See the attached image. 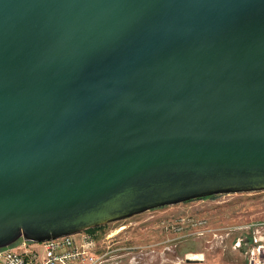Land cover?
I'll return each mask as SVG.
<instances>
[{
    "label": "water",
    "instance_id": "obj_1",
    "mask_svg": "<svg viewBox=\"0 0 264 264\" xmlns=\"http://www.w3.org/2000/svg\"><path fill=\"white\" fill-rule=\"evenodd\" d=\"M264 189V0H0V247Z\"/></svg>",
    "mask_w": 264,
    "mask_h": 264
},
{
    "label": "rangeland",
    "instance_id": "obj_2",
    "mask_svg": "<svg viewBox=\"0 0 264 264\" xmlns=\"http://www.w3.org/2000/svg\"><path fill=\"white\" fill-rule=\"evenodd\" d=\"M181 215L193 219H205V227H199L204 232L182 235L174 230L171 224L177 222ZM162 219L170 223L168 228L163 227ZM260 221L262 224L259 233L264 238V189L216 193L153 207L124 219L107 222L89 231L102 237L119 227L124 228L120 229V233L124 232L122 238L126 237L127 243L124 238L125 242L122 244L131 246L135 243L137 245L134 247L135 250H142L140 257L134 260L136 264H183L188 253L183 252L185 250L203 249L207 258L211 260L216 258L217 255L214 253L218 250L225 251L230 248L234 238L240 237L241 243H244L245 239H249L250 244L253 243L256 224ZM185 226L190 230L195 229L191 220H186ZM116 235L112 234L113 237ZM221 236L223 241L218 240ZM20 239L18 238L14 243ZM194 239L197 241L193 242ZM236 250L239 252L242 264H245V248L237 246ZM218 258L220 261H227L224 252ZM120 264H130V262L125 258Z\"/></svg>",
    "mask_w": 264,
    "mask_h": 264
},
{
    "label": "built area",
    "instance_id": "obj_3",
    "mask_svg": "<svg viewBox=\"0 0 264 264\" xmlns=\"http://www.w3.org/2000/svg\"><path fill=\"white\" fill-rule=\"evenodd\" d=\"M186 220H191L195 229L185 226ZM205 219H193L181 215L172 228L182 235L203 233L199 229L204 226ZM163 227L168 228L170 223L161 220ZM262 222H257L253 243L245 248V264H264V238L259 233ZM108 232L98 237L88 229L63 234L41 241H30L21 238L17 243L0 247V264H104L109 255L116 251L133 250L132 246H125ZM258 233V235H256ZM241 244V241L238 242ZM190 258V255H187Z\"/></svg>",
    "mask_w": 264,
    "mask_h": 264
},
{
    "label": "crops",
    "instance_id": "obj_4",
    "mask_svg": "<svg viewBox=\"0 0 264 264\" xmlns=\"http://www.w3.org/2000/svg\"><path fill=\"white\" fill-rule=\"evenodd\" d=\"M120 229L121 228H117L116 231H113L114 234H117L116 236H114V238H116L118 240L120 239L119 241L121 243L125 242V241L127 243L126 237H124V238H126V240L123 241L124 238H122V236L124 235V232H122V234H121ZM122 229H124V228H122ZM218 240L223 241V236H221V238ZM129 241H132V240L129 239ZM194 241H197V239H194L193 242ZM239 241H241L240 237L237 239L234 238L232 240V244H231L230 248L226 249L225 251L218 250L217 253H214L215 255L220 257L221 254L224 252V255H226V257H227V261H220V259L217 256H215L216 258L209 260L206 256V252L203 249L194 248L192 250L183 251L185 253L188 252L187 255H190V258H188L186 256L187 259L184 261L183 264H242V260L239 259V252H238V250H236V247L240 246V244L238 243ZM225 244H227L226 240H225ZM131 246L133 247V250L113 252L112 254L109 255L108 259L104 261V264H120V262L125 261V258H127V260H129L130 264H136V263H134V260L137 257H140V253L142 250H140V251L135 250L134 247L135 246L137 247V245L135 243H134V245H131ZM196 254L197 255L200 254V256L197 257V256H195ZM245 263H246V261H245Z\"/></svg>",
    "mask_w": 264,
    "mask_h": 264
},
{
    "label": "flooded vegetation",
    "instance_id": "obj_5",
    "mask_svg": "<svg viewBox=\"0 0 264 264\" xmlns=\"http://www.w3.org/2000/svg\"><path fill=\"white\" fill-rule=\"evenodd\" d=\"M248 244H249V239H245L244 243H241L240 246L242 248H246Z\"/></svg>",
    "mask_w": 264,
    "mask_h": 264
},
{
    "label": "trees",
    "instance_id": "obj_6",
    "mask_svg": "<svg viewBox=\"0 0 264 264\" xmlns=\"http://www.w3.org/2000/svg\"><path fill=\"white\" fill-rule=\"evenodd\" d=\"M212 195H214V194H212ZM102 225H103V224L98 225V226H94V227H90V228H88V230H89V229H92V228H97V227L102 226Z\"/></svg>",
    "mask_w": 264,
    "mask_h": 264
},
{
    "label": "bare ground",
    "instance_id": "obj_7",
    "mask_svg": "<svg viewBox=\"0 0 264 264\" xmlns=\"http://www.w3.org/2000/svg\"><path fill=\"white\" fill-rule=\"evenodd\" d=\"M121 227H122V226H121ZM119 228H120V227H119ZM115 231H116V230H115ZM195 256L199 257V256H200V254H198V255L196 254Z\"/></svg>",
    "mask_w": 264,
    "mask_h": 264
}]
</instances>
